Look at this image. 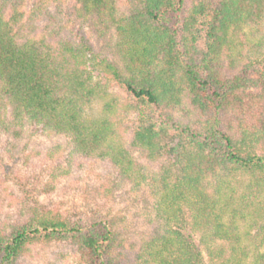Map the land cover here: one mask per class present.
<instances>
[{
    "label": "trees",
    "instance_id": "obj_1",
    "mask_svg": "<svg viewBox=\"0 0 264 264\" xmlns=\"http://www.w3.org/2000/svg\"><path fill=\"white\" fill-rule=\"evenodd\" d=\"M29 2L0 0V125L18 135L33 121L148 181L162 225L132 264H264V0ZM88 22L95 40L73 32ZM95 70L138 101L129 146ZM167 149L172 161L162 160ZM132 150L161 160L157 172L149 177ZM114 226L32 207L11 232L0 225V261L65 240L83 264H128Z\"/></svg>",
    "mask_w": 264,
    "mask_h": 264
},
{
    "label": "rangeland",
    "instance_id": "obj_2",
    "mask_svg": "<svg viewBox=\"0 0 264 264\" xmlns=\"http://www.w3.org/2000/svg\"><path fill=\"white\" fill-rule=\"evenodd\" d=\"M31 3L32 0L28 5ZM171 25L180 28V19L173 16ZM92 28L89 22L76 23L73 32L86 33L95 40ZM203 44V38H199L198 49L193 50L194 54L198 50V55L195 54L198 61L203 57ZM93 74L94 80L102 82L118 102L114 120L120 140L129 146L138 125V101L123 85L108 80L103 72L95 70ZM102 105V101H94L89 110L99 115ZM20 127L21 133L15 135L14 130L0 125V225L11 232L32 207L39 205L62 211L71 224L89 226L97 221H110L129 250L120 249L129 254L122 259L132 264L142 238L162 225L148 181L132 182L108 158L82 153L70 136L52 132L30 120ZM132 152L145 164L149 177L157 172L161 160L149 162L138 150ZM169 152L167 149L162 160H173L174 155ZM192 233L199 242L197 234ZM200 248L207 259L205 247L200 244ZM4 264H83V260L71 242L63 240L35 243L20 258Z\"/></svg>",
    "mask_w": 264,
    "mask_h": 264
}]
</instances>
